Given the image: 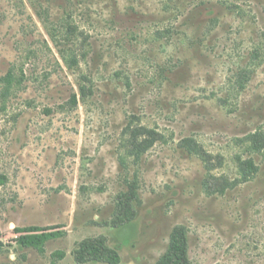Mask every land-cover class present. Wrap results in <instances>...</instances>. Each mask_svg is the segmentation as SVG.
<instances>
[{"label":"rangeland","instance_id":"obj_1","mask_svg":"<svg viewBox=\"0 0 264 264\" xmlns=\"http://www.w3.org/2000/svg\"><path fill=\"white\" fill-rule=\"evenodd\" d=\"M260 137L264 0H0V264H79L101 237L156 264L180 226L193 264H264ZM24 227L65 235L40 252Z\"/></svg>","mask_w":264,"mask_h":264},{"label":"trees","instance_id":"obj_2","mask_svg":"<svg viewBox=\"0 0 264 264\" xmlns=\"http://www.w3.org/2000/svg\"><path fill=\"white\" fill-rule=\"evenodd\" d=\"M76 101L75 96V102ZM263 142L264 141L261 137L258 138L255 142L256 149H263ZM182 146L187 149L191 148L196 154L199 152L197 149L198 147L195 144L184 142ZM242 172L246 176H251L257 174L259 169L257 165L250 160L243 164ZM210 181H213V178H211ZM208 184L210 192H213L215 187L210 185V183ZM137 200L138 193L136 183L132 184L131 188L118 198L113 226L115 228L116 236L121 242L131 241L136 235V223L134 221L137 216L135 210V203ZM16 232L20 234L17 242L21 248H34L40 252H44V247L49 241L62 238L65 235L62 231L54 232L51 228L41 227L18 228L16 229ZM0 246H2L1 242ZM54 256L64 258V254L61 252H57ZM73 256L75 261L79 264L121 263V256L118 249L110 247L107 239L104 237L82 241L73 251ZM156 264H193L189 255L188 232L185 228L180 226L173 230L170 236L169 247Z\"/></svg>","mask_w":264,"mask_h":264}]
</instances>
